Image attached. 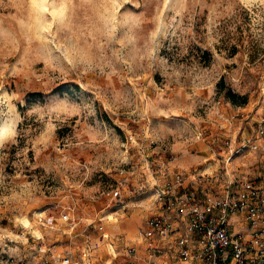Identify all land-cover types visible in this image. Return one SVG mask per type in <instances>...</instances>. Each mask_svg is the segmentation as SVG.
<instances>
[{
  "label": "rangeland",
  "instance_id": "obj_1",
  "mask_svg": "<svg viewBox=\"0 0 264 264\" xmlns=\"http://www.w3.org/2000/svg\"><path fill=\"white\" fill-rule=\"evenodd\" d=\"M263 118L264 0H0V234L25 264L125 255L178 176L259 175Z\"/></svg>",
  "mask_w": 264,
  "mask_h": 264
},
{
  "label": "built area",
  "instance_id": "obj_2",
  "mask_svg": "<svg viewBox=\"0 0 264 264\" xmlns=\"http://www.w3.org/2000/svg\"><path fill=\"white\" fill-rule=\"evenodd\" d=\"M259 132L264 135V118ZM209 174L204 175L210 178ZM205 176L194 177L192 186L184 175L176 184L155 186L152 198L158 212L148 218L137 243L124 245L125 255L108 251L104 264H264V171L229 181L220 192L203 184ZM73 224L72 231L76 221ZM9 243L17 242L0 234V264H25L10 254ZM99 245L85 246L79 257L46 243L38 252L45 264H96Z\"/></svg>",
  "mask_w": 264,
  "mask_h": 264
},
{
  "label": "crops",
  "instance_id": "obj_3",
  "mask_svg": "<svg viewBox=\"0 0 264 264\" xmlns=\"http://www.w3.org/2000/svg\"><path fill=\"white\" fill-rule=\"evenodd\" d=\"M183 166L188 169L191 166L189 160H186L185 162H183ZM193 184L196 185V182H193ZM137 218H138V216H137ZM127 232L129 234H133L134 231L132 232V231H130V229H127ZM15 251H17V250H15ZM107 255L104 256L102 254H97L96 253V257L94 258L95 263L96 264H104L105 260L108 258ZM122 260H123V258H122ZM39 264H45V263H39ZM48 264H56V263L49 262ZM177 264H182V263L180 261H177Z\"/></svg>",
  "mask_w": 264,
  "mask_h": 264
},
{
  "label": "trees",
  "instance_id": "obj_4",
  "mask_svg": "<svg viewBox=\"0 0 264 264\" xmlns=\"http://www.w3.org/2000/svg\"><path fill=\"white\" fill-rule=\"evenodd\" d=\"M228 96L233 100L234 103L237 104H246L247 103V98L245 96H241L232 90L228 91Z\"/></svg>",
  "mask_w": 264,
  "mask_h": 264
},
{
  "label": "bare ground",
  "instance_id": "obj_5",
  "mask_svg": "<svg viewBox=\"0 0 264 264\" xmlns=\"http://www.w3.org/2000/svg\"><path fill=\"white\" fill-rule=\"evenodd\" d=\"M14 127H15V120L13 119L9 124V128H14Z\"/></svg>",
  "mask_w": 264,
  "mask_h": 264
}]
</instances>
